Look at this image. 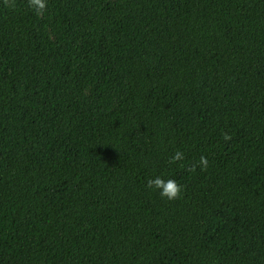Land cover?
Listing matches in <instances>:
<instances>
[{"label":"trees","instance_id":"trees-1","mask_svg":"<svg viewBox=\"0 0 264 264\" xmlns=\"http://www.w3.org/2000/svg\"><path fill=\"white\" fill-rule=\"evenodd\" d=\"M0 264H264V0H0Z\"/></svg>","mask_w":264,"mask_h":264},{"label":"clouds","instance_id":"clouds-1","mask_svg":"<svg viewBox=\"0 0 264 264\" xmlns=\"http://www.w3.org/2000/svg\"><path fill=\"white\" fill-rule=\"evenodd\" d=\"M47 0H29V5L32 9L40 14L46 7ZM184 154L181 151H176L171 157V162L182 160ZM197 164L200 166L201 171H204L208 167V159L206 156L201 155ZM193 168L196 167V164L192 165ZM146 187L154 190H159L161 197H165L169 200L178 198L182 191L183 185L179 183L176 179L173 178H164L162 175H156L147 180Z\"/></svg>","mask_w":264,"mask_h":264}]
</instances>
